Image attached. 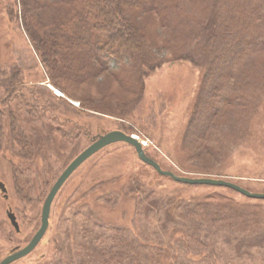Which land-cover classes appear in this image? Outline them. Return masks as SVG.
<instances>
[{"label":"rangeland","instance_id":"obj_1","mask_svg":"<svg viewBox=\"0 0 264 264\" xmlns=\"http://www.w3.org/2000/svg\"><path fill=\"white\" fill-rule=\"evenodd\" d=\"M206 1L154 0L168 6L171 23L160 20L153 4L146 13L125 11L146 40L148 57L121 54L104 62L102 46L98 60L81 49L77 54L93 68L55 80L26 34L21 1L0 0V110L12 112L16 133L23 128L31 145L10 146L13 123L5 115L0 178L8 199L0 193V259L36 232L45 197L70 162L112 131L136 136L163 171L264 194V57L241 64L244 76L223 80L245 51L241 43L222 44L208 65L182 54ZM41 3L61 9L53 13L57 18L73 13L60 0ZM175 4L185 8L180 12ZM45 28L38 30L53 26ZM226 81L249 88L242 104L221 111ZM8 209L17 212L19 234L7 221ZM123 241L136 264H264V200L177 183L141 162L129 145L112 144L68 178L53 200L42 241L13 264H82L78 242L88 243L94 256L104 251L108 264H125L117 253L127 249Z\"/></svg>","mask_w":264,"mask_h":264},{"label":"trees","instance_id":"obj_2","mask_svg":"<svg viewBox=\"0 0 264 264\" xmlns=\"http://www.w3.org/2000/svg\"><path fill=\"white\" fill-rule=\"evenodd\" d=\"M20 1L24 18L27 19V22L25 21L26 34L30 43L40 53L42 63L46 65V61L48 62L46 68L51 78L53 74L55 75V80L63 79L64 76L70 79L76 75V72L78 75L88 68L90 70L93 68L90 61H86L82 55L77 54V51L81 49L89 48L91 54L98 60L95 54L96 48L102 46V50L107 51L104 52L107 55L104 62L110 58H118L121 54L136 59H140L141 55V58L148 57L144 56L147 54L144 51L146 40L139 33L138 28L129 21L125 11L141 9L146 13L149 5L153 4L157 6L159 18L163 23L164 20L169 23L174 22L170 13L165 11L170 10L168 6L155 4L154 0H60L73 7V13L66 15L65 19L53 16L54 12H62L61 9L43 4L41 0ZM173 8L182 12L185 7L175 4ZM194 19L199 29L189 36L187 43L183 49L181 48L182 54L187 51L185 54L187 57L190 58L193 55L199 59L201 64L208 65L213 62L222 44L241 43L245 48V51L236 57L235 63L228 68L227 74L224 75L226 78L223 80H227L230 76H244L240 65L245 64L253 56H261L263 60L264 0H207L201 11L195 14ZM48 26H53V28L44 32L38 30V27L44 30ZM94 57L93 60H95ZM248 88L245 85L230 87L227 81L222 82L218 98L221 111L226 110L227 107L242 104L247 97ZM59 89L66 93L63 88ZM5 115H8L10 123H13V130L11 128L9 137L11 138L10 146L15 147V143L19 145L23 143L24 149L31 150L23 128H19V132L16 133L15 123L17 121L9 110L6 113L0 110V142L4 137ZM24 149L18 152L21 153ZM90 219L93 221L94 217L90 216ZM77 231H79L78 235L83 234L80 233L82 231L80 226ZM121 243L127 249L123 252L117 250V253L121 255L119 258L125 264H136V259L132 255V247H128L129 244L124 241ZM75 249V252L84 251L85 253V257L81 259L82 264H93V262L94 264H108L105 252L99 253L96 250L94 256L95 250H92L88 243L78 242ZM111 256L115 257L114 254Z\"/></svg>","mask_w":264,"mask_h":264},{"label":"water","instance_id":"obj_3","mask_svg":"<svg viewBox=\"0 0 264 264\" xmlns=\"http://www.w3.org/2000/svg\"><path fill=\"white\" fill-rule=\"evenodd\" d=\"M116 143H124L132 147L138 159L143 162L144 164L152 167L159 175L171 178L173 181L181 184L186 185H207V186H216V187H225L229 188L247 198L251 199H261L264 200V194H253L248 192L247 190L241 188L240 186H237L233 183L223 181V180H214V179H192V178H186V177H179L171 172L163 171L160 166L153 161L152 159L148 158L145 155V152L143 150V144L138 140V138L134 135H128L121 131H112L109 133H105L102 136H99L90 146H88L86 149H84L76 158L70 162V164L64 169V171L60 174V176L57 178V180L54 182V184L51 186L45 201L43 203L42 207V215H41V226L38 232L33 236L30 243L23 248L21 251L7 257L4 259L1 264H10L14 262L15 260H18L20 258L25 257L28 255L39 243L41 238L46 233V230L49 225V215L51 210V205L53 203V200L55 199L57 193L62 188V186L65 184V182L68 180V178L89 158H91L93 155L101 151L102 149ZM0 189L4 193L6 190L4 188V185L0 183Z\"/></svg>","mask_w":264,"mask_h":264},{"label":"flooded vegetation","instance_id":"obj_4","mask_svg":"<svg viewBox=\"0 0 264 264\" xmlns=\"http://www.w3.org/2000/svg\"><path fill=\"white\" fill-rule=\"evenodd\" d=\"M0 183H2L3 185H4V188H5V192L3 193L2 191H1V189H0V193L2 194V196H3V198L6 200V199H8V189H7V187L5 186V183L2 181V179L0 178ZM46 198V197H45ZM45 201V200H44ZM44 203V202H43ZM52 206V205H51ZM42 207H43V204H42ZM42 207H41V212H40V224H39V227H38V229L36 230V232L31 236V238L27 241V243L23 246V247H21L20 248V246L19 247H15V248H13L6 256H4L3 258H1L0 259V264H1V262L4 260V259H6L7 257H9V256H11V255H13V254H15V253H17V252H19V251H21L23 248H25L29 243H30V241L32 240V238H33V236L38 232V230L40 229V226H41V215H42ZM17 212L15 211V212H13V211H11V209H8L7 211H6V218H7V221H8V223H9V225L12 227V229L14 230V232L15 233H17V234H19L20 233V227H19V222H18V217H17V214H16ZM49 220V219H48ZM48 229V228H47ZM46 232H47V230H46ZM46 234V233H45ZM45 234H44V236H45ZM43 236V237H44ZM43 237L41 238V240L39 241V243L42 241V239H43ZM38 243V244H39ZM38 244L36 245V247L38 246ZM35 247V248H36ZM35 248L28 254V255H30L34 250H35ZM28 255H26L25 257H27ZM25 257H23V258H25ZM23 258H20V259H18V260H15L14 262H12V263H10V264H13V263H15V262H17V261H19V260H21V259H23Z\"/></svg>","mask_w":264,"mask_h":264},{"label":"bare ground","instance_id":"obj_5","mask_svg":"<svg viewBox=\"0 0 264 264\" xmlns=\"http://www.w3.org/2000/svg\"><path fill=\"white\" fill-rule=\"evenodd\" d=\"M55 94L58 96H61V93H59L57 90H54Z\"/></svg>","mask_w":264,"mask_h":264}]
</instances>
